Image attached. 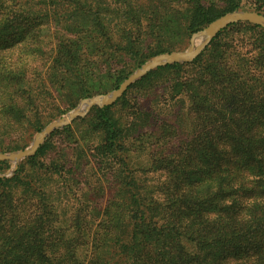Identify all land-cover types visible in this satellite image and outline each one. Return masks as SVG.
<instances>
[{
  "label": "rangeland",
  "instance_id": "1",
  "mask_svg": "<svg viewBox=\"0 0 264 264\" xmlns=\"http://www.w3.org/2000/svg\"><path fill=\"white\" fill-rule=\"evenodd\" d=\"M9 2L11 10L4 17L0 14L7 24L0 29V95L12 93L13 99L6 102V97L0 96V100L14 104L17 113L11 115L10 127L0 133V152L5 154L29 148L45 126L75 110L83 99L116 90L153 58L186 51L191 35L221 16L232 12L264 15V0H193L175 9H156L146 4L147 0ZM147 5L146 11L156 15L139 20L140 10ZM197 6L201 13H194ZM200 42L197 39L195 45ZM261 50L262 32L229 27L204 53L200 64L204 75L188 72L186 88L194 94L200 92L205 98L202 107L210 108L209 114L217 109L213 120L247 131L230 136H262L264 98L253 99L252 83L245 86L239 81L250 63L246 53ZM178 77L170 69L150 72L141 83L139 80L132 85L125 101L114 104L110 118L122 126L131 121L137 108L163 109L166 91L180 84ZM97 118L93 109L74 120L68 133L54 131L46 140L50 148L41 159L42 169L40 163L27 159L16 169L12 162L0 167V179L10 178L17 169L22 175H31V185L37 191L25 198V204L15 202L13 212L1 204L0 197L1 255L6 251L21 253L26 241L34 253L46 252L58 259L75 254L80 262L89 264L91 253L105 250L101 239L110 237L114 216L120 220L123 213L112 207L113 201L116 205L121 201L113 200L111 172L99 168L91 157L101 140ZM190 118L195 125L203 123L201 114L190 113ZM157 125L149 143L136 142L132 147L131 161L139 173L155 172L157 166L165 164L166 156L173 157L176 152L179 158L186 157L190 135L174 139L166 128ZM55 162L62 166L59 176L49 168ZM182 169L188 180L196 178ZM7 238H11L10 243ZM21 262L9 257L0 260V264Z\"/></svg>",
  "mask_w": 264,
  "mask_h": 264
},
{
  "label": "trees",
  "instance_id": "2",
  "mask_svg": "<svg viewBox=\"0 0 264 264\" xmlns=\"http://www.w3.org/2000/svg\"><path fill=\"white\" fill-rule=\"evenodd\" d=\"M191 1L147 0L146 4L156 9H175L179 4ZM195 4L198 5L196 1ZM10 5L9 0H0L3 17L11 10ZM149 5L140 10L139 20L156 15L146 11ZM198 12H202L200 6L194 10V13ZM6 26V18H1L0 29ZM229 27H243L264 34L261 28L249 24ZM207 50L208 47L189 64L156 70L170 69L179 75L177 81L180 84L166 91L163 109L137 108L131 121L121 126L109 116L114 105L94 108L98 114L96 124L101 140L94 147L91 157L99 168L111 172L115 193L113 200L119 198L121 201L117 205L113 201L112 207L119 209L123 218L119 220L114 216L110 227L113 233L101 239L105 250L91 253L89 264H264V129L261 138L230 136L247 131L213 120L217 109L209 114L210 108L202 107L205 98L200 96V92L194 94L186 88L189 71L204 75L200 64ZM246 54L250 63L246 72L239 75V81L245 86L251 82L254 89L251 97L263 99L264 50ZM131 88L119 102L126 100ZM0 96H5L6 102L13 99L12 93ZM191 101L193 107L190 106ZM6 102L0 100V133L10 127L11 115L17 113L14 104ZM190 113L201 114L203 123L195 125ZM157 124L166 128L165 132L174 139L185 133L190 135L186 157L179 158V152H176L173 157L166 156L163 159L165 164L157 166L155 172L139 173L131 161L132 147L136 142L149 143L150 136L155 135L152 128ZM69 130L70 126L59 132L68 133ZM49 148L46 141L26 161L40 163L42 169L41 159ZM3 165L6 162H0V167ZM153 166L154 162L150 167ZM48 167L45 166V169ZM49 168L54 175H61L62 166L57 162ZM182 168L196 178L188 180ZM22 173L17 169L10 178L0 179L1 204L4 203L11 212L15 211V202L21 200L25 204V198L37 192L31 185L33 177ZM10 239L6 241L10 243ZM22 243L21 253L3 252L0 260L5 261L9 257L21 259L23 264H83L75 254L58 259L46 252L34 253L27 247L26 241Z\"/></svg>",
  "mask_w": 264,
  "mask_h": 264
},
{
  "label": "water",
  "instance_id": "3",
  "mask_svg": "<svg viewBox=\"0 0 264 264\" xmlns=\"http://www.w3.org/2000/svg\"><path fill=\"white\" fill-rule=\"evenodd\" d=\"M235 24H249L264 30V15L254 12H232L221 16L209 23L204 29L193 33L186 51L159 55L142 65L111 93L83 99L75 110L48 124L37 133L29 148L10 154L0 152V162H12L16 169L20 161L32 158L54 131L68 127L76 119L84 118L94 108L103 109L114 105L130 86L154 70L170 65H183L193 62L220 32ZM197 39H201V42L195 45Z\"/></svg>",
  "mask_w": 264,
  "mask_h": 264
}]
</instances>
